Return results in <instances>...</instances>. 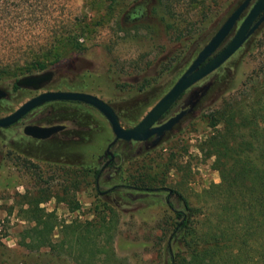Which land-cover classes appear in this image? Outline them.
Instances as JSON below:
<instances>
[{"label": "rangeland", "instance_id": "1", "mask_svg": "<svg viewBox=\"0 0 264 264\" xmlns=\"http://www.w3.org/2000/svg\"><path fill=\"white\" fill-rule=\"evenodd\" d=\"M112 1L0 0V72L44 62L46 69L26 74L49 69L58 72L54 83L42 91L95 94L116 109L125 127H132L172 87L242 2L117 0L109 9ZM259 28L226 61L223 70L189 88L161 120L189 108L173 129L143 142L119 140L111 147L113 165L100 175L107 160L103 155L115 134L96 108L82 105L83 112H75L83 117L78 119L82 121L78 127L86 129L89 136L63 143L58 138L45 142L31 139L22 134L21 126L0 128V264H78L49 248L32 250L23 243L24 231L31 226L23 210L36 202L66 220H92L98 211L113 207L119 214L114 253L103 264H171L167 242L175 214L168 196L175 190L171 198L175 205L199 204L204 190L220 182L213 158L200 149L212 130L205 116L216 102L199 105L196 98L211 86L219 71L229 76L223 85L224 97L243 88L264 56ZM58 54L69 57L57 65L53 60ZM15 82L14 78L0 79V88L8 92L0 100V116L30 98L26 90L14 88ZM66 106L68 103L59 108L47 104L24 122L41 118L50 123L55 121L54 111ZM117 184L135 188L111 192ZM144 185L156 189L143 193L136 188ZM75 204L80 208L72 210ZM55 234L59 236L58 230Z\"/></svg>", "mask_w": 264, "mask_h": 264}, {"label": "trees", "instance_id": "2", "mask_svg": "<svg viewBox=\"0 0 264 264\" xmlns=\"http://www.w3.org/2000/svg\"><path fill=\"white\" fill-rule=\"evenodd\" d=\"M114 3L117 0L109 9ZM258 32L262 33L259 46L264 48V23ZM67 55H56L53 63L62 64ZM46 67L35 61L32 66L2 69L0 79L17 80L33 69ZM220 71L196 98L199 105L216 102L205 116L212 130L200 149L213 158L220 182L204 190L199 204L175 205L171 201L175 190L168 196L175 214L167 242L171 264H264V56L236 94L224 97L223 85L229 76ZM62 104L54 102L57 107ZM113 163L111 160L108 167ZM124 187L135 188L117 184L110 191ZM136 188L143 193L156 189L146 185ZM23 212L31 224L24 231L23 243L32 250L49 248L78 264H103L114 253L119 214L113 207L98 211L92 220L61 219L56 210H48L41 202L30 203Z\"/></svg>", "mask_w": 264, "mask_h": 264}, {"label": "water", "instance_id": "3", "mask_svg": "<svg viewBox=\"0 0 264 264\" xmlns=\"http://www.w3.org/2000/svg\"><path fill=\"white\" fill-rule=\"evenodd\" d=\"M252 0H243L227 17L211 39L202 47L194 60L182 75L176 80L172 87L159 99L155 106L148 112L144 119L136 126L127 128L123 126L118 113L114 107L99 96L83 91L48 90L33 96L24 102L16 111L6 116L0 117V127H8L31 109L49 101L55 100H75L89 103L99 109L111 123L116 134L114 144L118 139L147 141L151 136H162L178 124L188 113L189 108H185L170 117L163 123L156 124L161 117L179 100V98L192 86L219 69L230 57L238 51L248 38L264 22V0H256L238 26L232 39L225 41L236 27L241 16L250 5ZM56 71L49 69L41 73H32L20 77L16 84L22 88H29L35 91L42 90L55 77ZM7 90L0 88V100L7 97ZM62 125L40 126L28 125L25 133L36 138H49L53 134L62 130Z\"/></svg>", "mask_w": 264, "mask_h": 264}, {"label": "flooded vegetation", "instance_id": "4", "mask_svg": "<svg viewBox=\"0 0 264 264\" xmlns=\"http://www.w3.org/2000/svg\"><path fill=\"white\" fill-rule=\"evenodd\" d=\"M132 13L133 12H130V14H131V17L130 18H132L133 19V15H132ZM232 13V12H231ZM227 19V18H226ZM223 24V23H222ZM219 29V28H218ZM217 29V30H218ZM215 34V33H214ZM232 39V38H231ZM229 42V41H228ZM194 60V59H193ZM57 71H56V74H55V77H54V79L56 78V76H57ZM54 79L49 83V84H47L46 85V87L48 86V85H51L52 83H54ZM16 82H17V80H16ZM15 82V83H16ZM15 86H17V84H14V88H15ZM17 90H22V89H24V90H26L27 91V93H28V97H30V98H32L33 96H36V95H38L39 93H41V92H43L42 90H39V91H35V90H32V89H29V88H22V87H19V86H17V88H16ZM45 89V88H44ZM50 90H62V89H50ZM45 91H48V90H45ZM64 91H78V90H64ZM83 92H85V91H83ZM89 93V92H88ZM30 95V96H29ZM184 95V94H183ZM182 95V96H183ZM181 96V97H182ZM180 97V98H181ZM29 98V99H30ZM180 98H179V100H180ZM178 100V101H179ZM177 101V102H178ZM54 102H63V104H65V103H68V107L66 106L65 108H63L62 110H55V115L53 116V118H54V120L55 121H51L50 123H43L42 121H41V118L38 120V121H34V122H27V123H25L24 121H25V119L29 116V115H31L34 111H36L37 109H39L40 107H42V106H45V105H47V104H50V103H54ZM176 102V103H177ZM176 103L161 117V119L156 123V124H160V123H163V122H165V121H163V122H161V120H163L164 118H165V116L169 113V111L176 105ZM82 105H86V106H88V107H93V108H96L95 106H93V105H91V104H89V103H85V102H82V101H75V100H55V101H49V102H46V103H44V104H42V105H39V106H37V107H35V108H33V109H31L25 116H23L21 119H19L17 122H15L14 124H12V125H10V126H8V127H0V128H11V127H14V126H18V127H20L21 126V128H22V134L23 135H25V136H27V137H29V138H31V139H34V140H36V141H41V142H45V141H47V140H50V139H52V138H58V140H60V142H65V141H67L69 138L70 139H73V138H77L78 137V139H79V136H83L84 138H86V137H88L89 135L88 134H86V133H88V131H86V129H82V127L80 128V127H78V126H80V125H82V124H80V123H82V121L81 120H83V117L82 116H77V115H75V112H76V110H80L81 112H83V106ZM59 108V107H58ZM97 109V108H96ZM115 109V108H114ZM183 109H185V108H182L181 110H183ZM16 110V109H15ZM15 110H12L11 112H13V111H15ZM99 110V109H98ZM116 110V109H115ZM180 110V111H181ZM100 111V110H99ZM179 111V112H180ZM10 112V113H11ZM101 112V111H100ZM117 112V111H116ZM102 113V112H101ZM178 113V112H177ZM176 113V114H177ZM9 114V113H8ZM103 114V113H102ZM46 115V113H44V116ZM104 115V114H103ZM5 116V115H4ZM48 116H49V114H48ZM105 116V115H104ZM0 117H3V116H0ZM106 117V116H105ZM172 117V116H171ZM107 118V117H106ZM120 118V117H119ZM78 119H81L80 121H78ZM169 119V118H168ZM167 119V120H168ZM88 120V122H89V125H87V127L89 126L90 127V119H87ZM121 120V119H120ZM109 121V120H108ZM43 124H42V123ZM122 122V121H121ZM80 124V125H79ZM111 124V123H110ZM137 124V123H136ZM135 124V125H136ZM28 125H40V126H52V125H62V126H64V128L62 129V130H60V131H58L57 133H55V134H53L51 137H49V138H44V139H41V138H36V137H33V136H31V135H28V134H26L25 133V127L26 126H28ZM84 126V125H83ZM124 126V125H123ZM112 127V126H111ZM133 127V126H132ZM127 128H130V127H127ZM80 130V131H79ZM66 132H68V134H66ZM73 132V134H69V133H72ZM86 135V136H85ZM70 136V137H69ZM115 138H116V136H115ZM115 138H114V140H115ZM113 140V141H114ZM119 140H123V139H118L116 142H118ZM112 141V142H113ZM125 141V140H124ZM112 142L109 144V146L107 147V149H106V152H105V155H103V157L104 158H107V160L103 163V167L99 170L100 171V173H99V175L103 172V170L104 169H106L107 167H108V164H109V162L111 161V160H114L115 159V156H114V154H113V152H111V147L116 143H114V144H112Z\"/></svg>", "mask_w": 264, "mask_h": 264}, {"label": "bare ground", "instance_id": "5", "mask_svg": "<svg viewBox=\"0 0 264 264\" xmlns=\"http://www.w3.org/2000/svg\"><path fill=\"white\" fill-rule=\"evenodd\" d=\"M242 21H243V20H242ZM240 24H241V23H240ZM242 46H243V45H242ZM236 52H237V51H236ZM234 54H235V53H234ZM234 54H233V55H234ZM230 58H231V57H230ZM228 60H229V59H228ZM30 99H31V98H30ZM28 100H29V99H28ZM158 101H159V100H158ZM158 101H157V102H158ZM25 102H26V101H25ZM157 102H156V103H157ZM156 103H155V104H156ZM155 104L150 108V110L155 106ZM19 107H20V106H19ZM19 107H18V108H19ZM18 108H17V109H18ZM17 109H16V110H17ZM16 110H15V111H16ZM150 110H149V111H150ZM149 111H148V112H149ZM13 112H14V111H13ZM13 112H11V113H13ZM148 112L143 116V118H142L138 123H140V122L144 119V117L148 114ZM5 116H6V115H5ZM138 123H137V124H138ZM137 124H136V125H137ZM136 125H134V126H136ZM112 130H113V129H112ZM113 132H114V131H113ZM114 134H115V133H114ZM115 136H116V134H115ZM153 136H154V135H153ZM153 136H151V137H153ZM151 137H150V138H151ZM148 140H149V138H148ZM125 141H128V140H125ZM129 141L143 142V141H141V140H134V139L129 140Z\"/></svg>", "mask_w": 264, "mask_h": 264}]
</instances>
